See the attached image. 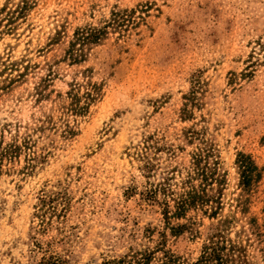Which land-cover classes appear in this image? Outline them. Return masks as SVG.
Segmentation results:
<instances>
[{
	"label": "rangeland",
	"instance_id": "rangeland-1",
	"mask_svg": "<svg viewBox=\"0 0 264 264\" xmlns=\"http://www.w3.org/2000/svg\"><path fill=\"white\" fill-rule=\"evenodd\" d=\"M88 27L104 31L73 59ZM12 138L0 264H103L161 234L192 264L220 219L247 264H264V0H0V140ZM200 153L223 176L217 214L166 220L145 191L179 190Z\"/></svg>",
	"mask_w": 264,
	"mask_h": 264
},
{
	"label": "trees",
	"instance_id": "trees-1",
	"mask_svg": "<svg viewBox=\"0 0 264 264\" xmlns=\"http://www.w3.org/2000/svg\"><path fill=\"white\" fill-rule=\"evenodd\" d=\"M103 31L102 28L94 27L78 31L72 46L80 44L81 48L75 49L74 52L72 48L71 56L73 59L78 56L81 57L84 45L93 42L97 37L99 38ZM85 95V105H81L78 96L71 94L73 100L71 103L72 110L82 112L86 109V105L93 99L94 94L89 91ZM182 113L185 114L187 112L184 109ZM21 149L22 147L17 144L16 138H12L7 143L0 140V165L3 162H11L17 158ZM211 156L212 154L210 153H200L194 157L193 167L187 172L179 190H175L171 184H168V186L159 184L158 190L155 188L145 191L146 199L157 202L162 207V213L166 220L171 217L183 218L192 208L204 209V211L210 210V216L217 214L221 202L218 198L220 190L216 191V185L222 184L223 176L219 174L217 159L208 161ZM148 167L150 168L151 166ZM239 168L241 184L244 187H248L253 178L255 165L249 156L242 154L239 159ZM169 179L166 178L165 181H169ZM159 193L163 195L161 200L157 196ZM42 202L45 201L42 200ZM227 222L228 220L226 219H220L216 225L212 226V231L208 234L206 242L202 246L200 256L192 264H247L241 247L225 235L223 226L228 224ZM185 227V224H181L172 226L170 229L172 233L177 234ZM161 237L154 248L132 250L129 254L108 260L103 262V264H150L157 257L156 253L162 254L161 264H176L173 255L165 249V234H161ZM42 264H55V261L43 262Z\"/></svg>",
	"mask_w": 264,
	"mask_h": 264
}]
</instances>
